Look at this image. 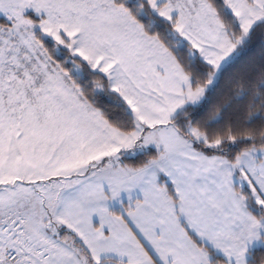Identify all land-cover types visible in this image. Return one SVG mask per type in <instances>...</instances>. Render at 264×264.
<instances>
[{
	"label": "crops",
	"instance_id": "obj_1",
	"mask_svg": "<svg viewBox=\"0 0 264 264\" xmlns=\"http://www.w3.org/2000/svg\"><path fill=\"white\" fill-rule=\"evenodd\" d=\"M115 44L118 45L117 72L120 74L128 67L125 86L129 103L125 105L132 115L136 106L150 119L172 113L169 115L172 120L177 116L173 113L179 114L182 108L185 107L181 113L191 107L188 105L191 99H186L184 94L193 87L180 67L155 65L142 43L134 42L127 54L121 42ZM194 56L202 61L198 54ZM21 64L14 70L25 72L23 60ZM50 66L54 67L51 63ZM51 67L32 63L30 68L37 78L27 79V82L25 78L16 79V95L2 91L4 106L7 110L17 107L15 133L22 140L26 138L24 143L28 142L25 148H17V154L37 157H30L25 166L27 170L39 168L40 173L43 170V174L56 177L67 170L71 171V176L87 175L67 190L57 191L56 215L92 262L210 264L207 253L210 250L225 264H246L251 253L262 244L264 223L249 212L241 196L236 180L242 172L231 171L226 164L228 161L220 156H205L196 151L175 127L169 126L165 130L169 133L165 138V151L154 164L138 171L90 178L91 168L99 169L105 164L104 161L93 164V160L108 157L112 162L125 152L120 147L126 136L111 128L100 113L84 101L80 91L76 90L78 95H74L68 79H51L46 78L47 75L42 79L41 70L49 71ZM175 74H179L178 78ZM176 103L181 105L176 107ZM239 157L240 165L245 163L253 172L249 180L264 205V149L251 150ZM243 170L249 174L247 169ZM160 177L170 184L172 194L159 182ZM124 205L130 209L123 217L111 214ZM192 237L201 244L200 248ZM21 262L40 264L26 258ZM42 264L83 262L78 252L63 249L58 256Z\"/></svg>",
	"mask_w": 264,
	"mask_h": 264
},
{
	"label": "rangeland",
	"instance_id": "obj_2",
	"mask_svg": "<svg viewBox=\"0 0 264 264\" xmlns=\"http://www.w3.org/2000/svg\"><path fill=\"white\" fill-rule=\"evenodd\" d=\"M124 1L146 2L150 16L153 17L151 21L157 18L172 25L171 34L191 46V55L198 54L202 61L213 68L214 72L206 86L185 90L186 99H191L188 104L191 107L203 101L205 91L213 85L217 73L229 63L237 48L245 43L251 28L264 20V0H222L241 30V36L234 41L228 37L212 7L205 0ZM139 12L145 15L143 9H139ZM148 36L142 25L132 19L124 6L117 4L115 0H0V264H9L3 260L6 259L8 251L16 253L13 264H19V261L23 264L21 259L25 258L42 264L45 260L58 256L63 249L78 252L70 244L73 240L56 215L59 204L57 191L67 190L70 185L86 179L87 176H71V171L68 170L58 177L43 174V170L40 173L39 168L27 170L25 166L31 160L30 157H37L29 153L17 154V148H25L28 142L24 143L26 138L22 140L15 133L18 109L13 106L7 110L2 91L4 94L10 91L16 95V79L25 78L27 82L37 78L30 68L32 63L51 67L49 56L39 41L41 37L53 42L56 56L69 55L67 61L73 64L72 74L84 75L81 65L76 61L79 60L89 71L104 77L106 84L96 83V92L106 89L125 105L129 103L125 86L128 67L125 66L120 74L117 72L116 42H121L126 54L134 42L142 43L147 47L155 65L163 63L166 66L172 64L179 67L173 54L155 37ZM22 60L26 71L14 70L22 66ZM41 73L42 79L47 75L46 78L70 81L69 71L58 70L56 65L49 71L41 70ZM178 76L179 74H175L176 78ZM8 80L14 81L10 83ZM70 82L73 94L78 95L75 91H80V86ZM200 97L202 98L198 99ZM174 105L179 107L181 103ZM133 111L135 128L131 133H123L126 136L125 143L120 149L129 157L150 150L157 152L160 157L165 151V138L169 136L165 130L181 114L180 109L179 114L173 113L177 116L172 120L169 117L172 113H167L164 118L150 119L141 108L135 106ZM187 131L192 137L186 139L188 143L204 140V136L195 128L189 126ZM34 141L37 142V139ZM98 161H104L105 164L99 169L91 168L90 178L130 171L120 165L121 154L112 162L107 157L106 160H93V164ZM154 162L153 160L151 164ZM226 164L234 173L242 172L236 180L240 190H250L256 205L254 209L264 213V205L255 195L252 188L254 184L249 180L254 175L250 168L245 163L240 165V157L237 162ZM243 169H247L249 174ZM261 219L264 223V216ZM79 258H82L80 254ZM82 262L86 264L84 257Z\"/></svg>",
	"mask_w": 264,
	"mask_h": 264
},
{
	"label": "trees",
	"instance_id": "obj_3",
	"mask_svg": "<svg viewBox=\"0 0 264 264\" xmlns=\"http://www.w3.org/2000/svg\"><path fill=\"white\" fill-rule=\"evenodd\" d=\"M212 7L221 27L231 40L241 36L234 17L226 10L222 0H205ZM123 5L132 19L142 25L147 35L155 37L175 57V60L184 74L189 78L193 88L207 85L213 68L202 62L190 53V47L179 38L171 34L172 25L159 20L151 21L146 2L115 0ZM143 9L145 15L139 12ZM42 48L49 56L51 64L58 69L69 71V80L80 86V93L84 101L96 109L106 123L120 133H131L134 126V117L130 109L123 106L119 99L106 89L95 91L96 83H105L104 78L88 70L80 63L84 75H74L71 72L73 64L67 61L68 54L55 55L53 42L39 37ZM66 53V51H65ZM57 61L59 63H57ZM58 64V65H57ZM54 65V66H55ZM78 79V81H77ZM178 134L184 139H191L187 128H195L204 136L203 141L191 142L193 148L205 156H220L230 163L251 150L264 149V20L254 25L242 46L238 47L233 58L218 73L213 85L207 87L203 101L194 107H187L172 122ZM122 167L132 171L148 167L158 157L157 152L150 150L129 157L121 153ZM159 182L165 184L169 193H173L169 183L163 177ZM241 196L249 212L256 218L264 216L262 210H255L250 190L242 189ZM129 206L124 205L111 214L123 217ZM67 234V232H63ZM73 240L70 243L78 249L80 256L86 259V264H94L78 240L69 234ZM200 248L201 244L192 237ZM262 246L255 249L246 264H264V234L261 236ZM210 264H225V261L208 250ZM98 264H118L107 260Z\"/></svg>",
	"mask_w": 264,
	"mask_h": 264
},
{
	"label": "built area",
	"instance_id": "obj_4",
	"mask_svg": "<svg viewBox=\"0 0 264 264\" xmlns=\"http://www.w3.org/2000/svg\"><path fill=\"white\" fill-rule=\"evenodd\" d=\"M15 259H16V254L14 253V252H8L7 253V257H6V260H7V262L9 263V264H13L14 263V261H15Z\"/></svg>",
	"mask_w": 264,
	"mask_h": 264
},
{
	"label": "water",
	"instance_id": "obj_5",
	"mask_svg": "<svg viewBox=\"0 0 264 264\" xmlns=\"http://www.w3.org/2000/svg\"><path fill=\"white\" fill-rule=\"evenodd\" d=\"M126 108V105H123Z\"/></svg>",
	"mask_w": 264,
	"mask_h": 264
}]
</instances>
